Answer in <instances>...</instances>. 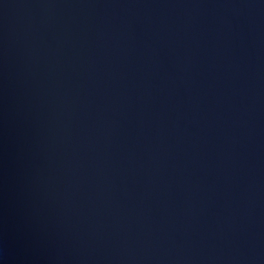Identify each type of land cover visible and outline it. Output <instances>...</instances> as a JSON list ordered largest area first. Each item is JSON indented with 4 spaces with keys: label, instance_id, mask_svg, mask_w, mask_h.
I'll return each mask as SVG.
<instances>
[{
    "label": "water",
    "instance_id": "obj_1",
    "mask_svg": "<svg viewBox=\"0 0 264 264\" xmlns=\"http://www.w3.org/2000/svg\"><path fill=\"white\" fill-rule=\"evenodd\" d=\"M0 264H264V0H0Z\"/></svg>",
    "mask_w": 264,
    "mask_h": 264
}]
</instances>
